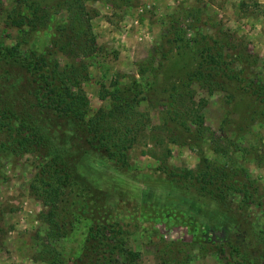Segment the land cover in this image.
Returning a JSON list of instances; mask_svg holds the SVG:
<instances>
[{
    "label": "rangeland",
    "instance_id": "374dc122",
    "mask_svg": "<svg viewBox=\"0 0 264 264\" xmlns=\"http://www.w3.org/2000/svg\"><path fill=\"white\" fill-rule=\"evenodd\" d=\"M32 1L36 9L23 6V0H0V49L18 47L17 52L28 58L31 52L44 56L52 51L61 70L83 64L79 81L89 100L86 119L121 104L123 96H136L135 111L148 121L126 151L129 169L116 167L86 146L55 211L65 222L63 237L49 235L45 218L49 207L30 191L33 157L3 160L0 264H54L56 256L62 264H73L86 245L91 216L122 224L128 231L125 248L136 253L130 264H222L197 248L210 237L233 230L234 219L214 198L169 181L158 166L196 169L207 159L241 167L264 196L262 104L249 91L228 83L224 76L228 69L215 68L210 73L218 86L209 92L204 84L195 83L190 103L199 109L206 129L188 134L166 116L165 96L202 62L201 37L220 28L237 49L257 57L250 73L264 83V0H86L93 41L81 58L52 46L57 27L69 18L59 6L61 0ZM176 29L181 41L168 50L165 39ZM165 51L167 58L162 59ZM139 68H144L143 74ZM22 96L17 103L32 100L27 93ZM77 124L68 120L51 132L54 141L59 140L58 150L77 153L71 144L79 141ZM100 191L102 203L94 199ZM241 215L254 230L264 225V216L254 205Z\"/></svg>",
    "mask_w": 264,
    "mask_h": 264
},
{
    "label": "trees",
    "instance_id": "16d2710c",
    "mask_svg": "<svg viewBox=\"0 0 264 264\" xmlns=\"http://www.w3.org/2000/svg\"><path fill=\"white\" fill-rule=\"evenodd\" d=\"M23 1L26 2L23 6L36 7L32 0ZM85 1H60V8L68 12L69 18L57 27V35L52 40L53 47L78 58L90 52L93 41ZM178 33L176 29L174 36L165 39L168 50L172 45H179ZM200 45L202 62L198 68L168 89L164 104L168 119L188 134L201 133L206 129L199 109H192L190 103L194 98L195 83L204 84L209 92L218 86L210 73L215 68L228 69L230 72L224 73L228 83L249 91L262 104L264 117V83L250 73L257 57L252 59V55L237 49L234 40L221 28L215 34L202 36ZM4 51L14 59L9 60ZM17 51L18 47L0 49V171L3 160L11 156L30 154L33 157L31 163L35 173L29 184L30 191L49 207L45 216L50 224L49 235L63 237L65 222L61 217L57 218L55 211L59 208L66 181L75 170V162L87 150L86 146L104 155L116 167L129 169L126 151L147 128L148 120L135 111L138 104L136 96L132 99L123 96L121 104L107 111L97 110L86 119L89 100L79 81L85 67L83 64H70L67 70H61L52 51L44 56L31 52V58ZM166 55L167 51L162 53V59L167 58ZM139 71L143 74L144 68H139ZM24 93L32 99L30 103L26 99L17 103ZM68 120L80 126L78 143L71 141L77 153L71 155L67 148L58 150L59 140L56 143V136L51 133ZM202 163L196 169H183L166 163L158 166L165 177L178 187L194 189L217 200L236 223L230 232L223 231L199 244L198 253L212 255L222 264H264V225L254 230L247 218L241 215L243 209L254 205L264 216V196L257 193L254 180L245 169L229 168L207 159ZM103 198L100 191L94 199L102 203ZM98 202L94 204L100 208L102 204ZM91 219L86 245L73 264H130L135 260L136 253L125 248L129 234L122 224L97 220L93 216ZM180 251L185 250L180 248ZM185 252L187 255L181 254L189 256ZM52 261L62 264L57 256Z\"/></svg>",
    "mask_w": 264,
    "mask_h": 264
}]
</instances>
